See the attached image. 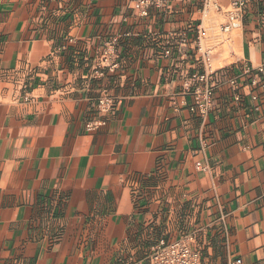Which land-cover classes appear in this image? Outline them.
I'll list each match as a JSON object with an SVG mask.
<instances>
[{
  "label": "crops",
  "instance_id": "obj_1",
  "mask_svg": "<svg viewBox=\"0 0 264 264\" xmlns=\"http://www.w3.org/2000/svg\"><path fill=\"white\" fill-rule=\"evenodd\" d=\"M215 2L142 17L130 0H0V264H144L187 236L201 264H264V91L229 84L264 60V0L227 34L230 0ZM197 24L205 119L185 87ZM115 37L116 67L99 68Z\"/></svg>",
  "mask_w": 264,
  "mask_h": 264
},
{
  "label": "built area",
  "instance_id": "obj_2",
  "mask_svg": "<svg viewBox=\"0 0 264 264\" xmlns=\"http://www.w3.org/2000/svg\"><path fill=\"white\" fill-rule=\"evenodd\" d=\"M130 1L137 5L140 16L146 17L151 8H160L166 0ZM200 1L203 9L208 8V6L219 9L215 0ZM247 1L230 0V10L226 13V21L219 29L221 33L227 34L239 28ZM195 33L194 45L196 51L200 53L199 61L202 63V70L192 72L186 81L185 87L189 89L192 99L189 111L196 114L200 119H205L214 108V88L209 83V78L214 74L211 68L213 48L203 49V42L208 35L201 24L195 25ZM118 42L119 37H115L103 44L99 57V68L113 70L116 67ZM164 54L167 55L169 52L165 51ZM240 79H244L250 87L264 91V60L256 66H243L239 75L232 79L229 84L234 86ZM96 106L100 112L107 113L113 109L114 99L108 96L101 97L97 100ZM102 124V121H95L87 125V129H96ZM190 240L188 236L174 241L159 240L152 247L144 264H201L199 254L190 247ZM226 264H240V261L227 262Z\"/></svg>",
  "mask_w": 264,
  "mask_h": 264
}]
</instances>
